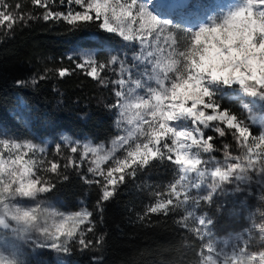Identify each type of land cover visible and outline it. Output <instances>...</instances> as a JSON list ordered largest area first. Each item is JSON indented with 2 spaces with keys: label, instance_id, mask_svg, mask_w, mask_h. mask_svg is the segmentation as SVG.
Returning a JSON list of instances; mask_svg holds the SVG:
<instances>
[{
  "label": "snow or ice",
  "instance_id": "obj_1",
  "mask_svg": "<svg viewBox=\"0 0 264 264\" xmlns=\"http://www.w3.org/2000/svg\"><path fill=\"white\" fill-rule=\"evenodd\" d=\"M31 3L43 11L25 12L22 4L0 0L2 35L37 20L62 23L71 31L95 26L135 51L129 63L128 52L114 54L101 44L69 55L72 67H46L31 78L35 85L51 72L63 79L79 70L102 88L111 86L113 101L101 97L98 103L115 113V136L110 146L62 136L51 156L32 139L0 137V244L7 236L12 241L10 253L0 250V264H31V255L43 248L55 250L57 264H67L64 257L74 245L81 252L98 250L104 234L97 233L96 225L103 224L106 204L157 163H167L174 178L163 187L148 185L150 198L136 221L151 223L153 215L178 217L175 223L200 241L193 264H264V250H249L241 234L231 243L216 241L213 219L197 214L216 194L251 196L254 186L264 202V113L254 114V106L264 103V0H242L221 22L213 20L197 31L158 17L145 0ZM217 35L229 45L221 44ZM230 89L245 98L240 114L223 106ZM229 135L234 144L222 140L217 145L218 138ZM69 170L89 187L97 186L91 208L83 201L78 210L67 212L49 206L48 194L69 178ZM25 200L32 204H22ZM224 207L217 206V212ZM252 227L264 241V219L253 221Z\"/></svg>",
  "mask_w": 264,
  "mask_h": 264
},
{
  "label": "trees",
  "instance_id": "obj_2",
  "mask_svg": "<svg viewBox=\"0 0 264 264\" xmlns=\"http://www.w3.org/2000/svg\"><path fill=\"white\" fill-rule=\"evenodd\" d=\"M71 44L95 49L104 44L114 54L127 49L118 36L101 32L95 26L71 31L62 23L37 20L30 21L27 27H14L7 36L0 33V126L4 130L34 140L53 139L61 132L86 135L96 143H107L115 136V113L98 103L101 97L105 102L113 101L111 86L102 88L79 70L63 79L51 72L35 85L16 84L32 74L40 58L52 56L54 69L68 67L58 58ZM18 96L29 107L27 124L17 120L10 111ZM67 175V180L57 182L48 199L75 208L76 202L89 192L87 199L91 208L98 195L97 186L85 185L75 171L69 170ZM173 178V169L167 163H157L142 173L136 184L131 181L125 184L106 204L103 224L96 225L99 233L104 234L100 255L94 257L73 247L69 260L75 264H93V258L96 264H193L199 258L200 241L175 223L178 217L153 215L151 223L136 221V213L142 211L150 198L148 185L163 187L164 182ZM254 209L256 213L264 211V203L256 202ZM211 215L214 221L211 230L217 234L226 233L228 227L224 218L216 213ZM255 247L264 250V241ZM39 253L53 258L47 250Z\"/></svg>",
  "mask_w": 264,
  "mask_h": 264
},
{
  "label": "rangeland",
  "instance_id": "obj_3",
  "mask_svg": "<svg viewBox=\"0 0 264 264\" xmlns=\"http://www.w3.org/2000/svg\"><path fill=\"white\" fill-rule=\"evenodd\" d=\"M147 1L148 0H145V3ZM154 1H157V3L159 5H161V3H163V1L168 2L167 0H162V1L161 0H154ZM154 1L150 0V2L155 4ZM235 1H241L242 2V0H216L215 4L217 6L223 5L224 3H227V5H232ZM6 2L10 5H15L17 3L22 4L24 6L23 11H25V12L41 13L43 11V9H40L38 7L33 6L31 3V0H6ZM57 3H59V0H57ZM169 3H175V2H169ZM193 7L199 8L200 5L195 4V6H193ZM60 10H63V8L61 7ZM204 11H205V9H199L198 11L196 10V15L194 13H190L189 11H186L185 14H181V16H182L181 18L174 16L169 11H166V12H164V14L160 18L170 20L171 22H173L175 24H179V25H181L187 29H190L191 31H197L202 26H211L213 20H215V22H217V23L221 22L225 18L226 13H228L227 11L225 13H222V12L214 13L213 7L211 8L212 14L203 15ZM153 12L158 17L160 16L158 14L157 9L154 10ZM3 31H4V29L0 28V33H3ZM176 36H177V38H179L181 40L183 39V33L180 29L176 30ZM82 50L83 51H93V50H95V48H84V47H81L80 45H77V44L76 45L71 44L63 50L62 55L58 58V61L62 62L63 64L68 65V67H72L73 65L71 64L70 61H68L67 57L69 55H75V54L81 52ZM125 51L129 53V60L131 63V53L133 51H135V48H127ZM116 53H118V52H116ZM105 55H107V53ZM101 58H103V56ZM53 63H54V61L52 59V56H47L45 58L38 59L37 64H35V66H34V70L32 71V74H30L28 76V78L25 79L24 81L30 83L31 78L33 76L38 77L40 74L43 73V71L46 67L54 69ZM226 92H227V95L223 98V106L231 108L233 111H235L238 114L242 113L244 110L241 107L240 101L242 99H245V98L242 97V95L238 91H236L235 89L226 90ZM10 111L16 117L17 120L24 122L26 124L29 123V119H30L29 107H28L26 101L21 96H18L16 103L10 107ZM262 113H264V103L255 105L254 106V114L259 115ZM245 115H246V113H245ZM114 118H115V115H114ZM253 131L258 132L259 131V125L253 126ZM209 134H212V133H209ZM2 136H7L9 138L15 137V138H19V139H24L23 136H20L19 134H12L9 131L4 130L0 126V137H2ZM62 136H70V137H73L75 139H79L83 142H91L93 144H102L103 146H110L111 145V140L107 143H96L93 141L92 138H90L86 135L73 136L67 132H61L60 135H58L57 137H55L53 139L38 138L37 140H34V139H32V140L37 142L41 147H45L49 153V156H51L54 152L55 143L58 142ZM222 140L224 142L234 144V141L232 140V137L230 135L226 136L224 138H218L216 143L217 144L221 143ZM232 150H233V152H235V148H233ZM64 151L67 152V149H64ZM215 155H217L218 157L221 156L220 154H217V153H215ZM62 163H63V161H62ZM85 168H86V165H85ZM166 182H164V184ZM202 191H204V190H202ZM88 194H89V192L86 194L87 196L81 197L78 200V202H76L75 208H73V206L71 204H66V203L56 204L54 201L49 200V199H48V204L50 207H53L57 210H62V211L67 212V211H71V210H78L81 202L83 201L84 204H86L90 208L91 203H89L90 201L87 199ZM259 194H260V190L255 186L253 187V195H251V196H247V195L223 196L220 194H216L213 197L212 204L208 205V204L202 203L201 207L197 209V214L203 215L206 213L208 216L211 217L212 216L211 213H216L220 217L224 218V220L227 223V227H228V230L226 233L217 234L213 230H211L213 237L216 241L223 242L225 240H228L229 243H231V241L234 239L236 234H241L242 235V241H241L242 244H243V241H247L249 250L260 251V250H257V248L255 247V246H258L262 242L260 239V233H259L258 229L252 227L253 221L255 223L259 224L262 221V219H264V217H261L260 213H256L257 210L259 211V209L258 208H257V210L254 209L256 206V202L259 203V201H260L258 199ZM241 202H243V203H241ZM21 203L25 204V205H31L32 204V202L28 201V200L22 201ZM260 203H264V202L260 201ZM219 205H224L225 207L220 212H217L216 209H217V206H219ZM230 209L232 210L231 212H229ZM245 229H249V231L245 232L244 231ZM96 230H97V233L100 234L97 227H96ZM0 235H3L2 230H0ZM89 235H91V234H89ZM93 239H95V237H93ZM11 243H12L11 237L7 236L4 240V242L2 244H0V250L5 251L6 253H10L12 251ZM73 247H75L76 249H78L79 252H81L80 249L78 247H76L75 245ZM42 250H47L49 253L48 255L53 256V258L51 259L49 256H47V254L41 255L39 252ZM84 252L88 253L94 257H98L101 253V250L99 248L98 250H95V251L88 250V251H84ZM30 259H31V264H57L58 254L55 252V250H52L50 248H43V249H38L35 253H33L31 255ZM64 259H66L67 264H75L69 260V256L64 257Z\"/></svg>",
  "mask_w": 264,
  "mask_h": 264
},
{
  "label": "bare ground",
  "instance_id": "obj_4",
  "mask_svg": "<svg viewBox=\"0 0 264 264\" xmlns=\"http://www.w3.org/2000/svg\"><path fill=\"white\" fill-rule=\"evenodd\" d=\"M167 1L168 2L163 1V3L159 5L157 1H154L155 2L154 4L150 2V0H148L146 4L148 5L149 10L152 12L157 9L158 14L160 15L159 17H161L164 14V12L169 11L174 16L181 18L182 17L181 14H185L186 11H189L190 13H194L196 15V10L198 11L199 9H205L203 15L212 14L211 12L212 7L214 13L217 12L225 13L227 11L228 12L226 13L227 16L241 3V1H235L232 5H227V3H224L223 5L217 6L215 4L216 0H167ZM169 2H175V3H169ZM195 4L200 5V7L194 8L193 6H195Z\"/></svg>",
  "mask_w": 264,
  "mask_h": 264
},
{
  "label": "clouds",
  "instance_id": "obj_5",
  "mask_svg": "<svg viewBox=\"0 0 264 264\" xmlns=\"http://www.w3.org/2000/svg\"><path fill=\"white\" fill-rule=\"evenodd\" d=\"M216 39L220 41L221 44L225 45L226 47L229 45L230 41L225 40L222 36L217 35ZM215 47V46H214Z\"/></svg>",
  "mask_w": 264,
  "mask_h": 264
}]
</instances>
